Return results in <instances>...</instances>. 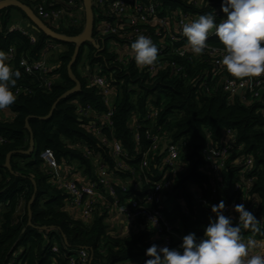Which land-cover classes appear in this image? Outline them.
<instances>
[{"label": "trees", "instance_id": "1", "mask_svg": "<svg viewBox=\"0 0 264 264\" xmlns=\"http://www.w3.org/2000/svg\"><path fill=\"white\" fill-rule=\"evenodd\" d=\"M163 1L172 11L176 7L192 11L187 0ZM23 3L32 9L30 4ZM75 3L77 6L83 5L82 0H75ZM200 4L201 9L193 13L208 14L207 4L221 11V0H200ZM64 8L68 15L74 12L71 8ZM11 9L0 11V50L14 48L15 55L9 64L21 76L13 92H21L16 94V102L5 111L12 119H3L0 115V138L3 139L0 144V264H67L68 257L78 249L89 253L90 264H145L150 259L145 256V250L156 244L157 238L143 226L134 234L109 230L106 222L108 216L101 210L102 205L98 206L90 223L80 219L77 214L71 216L67 212L68 196L53 185V173L44 167L40 157L42 152L49 150L56 164L66 171H73L75 178L86 177L95 181L97 169L91 158L84 156L82 148L85 147L92 155H100L111 174L122 181L136 180L146 189L159 178L162 156L159 152H150L148 167L141 173V157L137 155V150L143 153L150 146L144 136L145 129L158 135L162 143H179V172L171 190L166 193L173 206L165 209L164 214L178 231L181 228L183 235L191 232L197 238L203 237L210 219L215 218L211 206L221 200L225 203L232 200L231 191L241 175L236 163L238 158L253 159L250 175L255 177V181L250 197L256 204V218L264 219L262 102H245L237 95L224 92L219 77L212 81L207 79L211 68L208 58L195 56L190 50H186L183 57L166 53L165 66L152 75L141 71L135 61L121 64L117 61L119 54L108 51L104 40L96 36L95 30L93 37L98 48L90 44L82 46L71 67L72 74L80 83V91L57 102L75 85L67 70L74 46L50 40L42 33H36V41L31 43L21 34L10 32ZM82 14L78 25L68 24L55 32L78 36L85 25L84 12ZM21 17L26 19L23 14ZM210 43L224 48L218 38ZM52 46L56 50L53 62L48 61L52 84L46 89L39 75L24 74L19 63L24 55L39 59L46 50L49 53L53 51ZM176 48L186 49L181 44ZM172 64L182 69L179 75H172ZM93 70L108 78L113 97L112 127L101 129L102 138L90 128L92 122L108 111L100 92L88 87V74ZM54 104L51 116L46 118ZM87 107H90L92 115L80 117L78 110ZM148 114L150 117L145 119ZM134 121L142 126L138 145L134 138ZM228 131L235 135L234 154L222 172L217 196L210 199L209 178L203 172V151L208 146H220ZM112 138L121 143L126 154L136 158L128 163L127 171L114 167L109 144ZM30 139L34 142V152L30 155L19 154L28 150ZM10 153L11 170H8L5 163ZM144 179L148 185H145ZM196 193L207 198L208 206L204 208L195 202ZM132 195V190L126 195H121L118 190L120 201ZM32 196L34 198L29 207L31 225H28V203ZM238 226L242 237L264 238L262 232L244 228L243 223Z\"/></svg>", "mask_w": 264, "mask_h": 264}, {"label": "built area", "instance_id": "2", "mask_svg": "<svg viewBox=\"0 0 264 264\" xmlns=\"http://www.w3.org/2000/svg\"><path fill=\"white\" fill-rule=\"evenodd\" d=\"M23 1L30 4L34 14L54 32L62 26L66 27L68 24L78 25L80 23V14L83 12V5L77 6L75 0ZM90 1L93 11L95 34L99 39L104 40L105 48L108 51L119 54L117 61L121 64L126 65L134 61L131 43L140 34L150 37L159 49L157 61L152 66H138L141 71L149 75L155 73L160 67L165 66L164 58L166 53H174L178 57H183L185 51L190 50L186 38L182 35V26L184 23L190 22L200 15L192 12L201 9L200 0H187L188 4L192 7V11H185L180 9V7H176L172 11L166 1L163 0ZM207 5H209V13L216 16V23H220L222 19L226 18V14L218 11L213 5ZM64 7L71 8L74 12L68 15ZM9 31L21 34L31 43L36 41V31L25 27L21 23L12 24ZM216 38L214 33H210L207 40V48L202 54L208 58V62L211 65L207 79L212 81L216 77H219L221 80L220 85L224 92L229 95H237L240 97V100L245 102L260 101L264 104V76L243 80L231 77L221 63L223 55L225 54L224 48L213 46L210 43ZM180 44L184 45L186 49L180 50V48H176ZM51 48L55 50L53 46ZM4 51L8 53L10 57L9 61H11L15 55L14 48L8 47ZM48 53L49 50H46L43 56L37 60L28 55H24L20 58L19 63L24 74L39 75L46 89H49L52 84V79L49 77L51 65L47 60ZM170 70L174 76L182 72V69L175 64H172ZM88 77V87L96 88L103 96L104 104L108 107V111L102 116H99L98 120L92 122L90 125L91 130L97 136L101 137L102 128L112 127L113 97L107 77L100 75L96 70L89 72ZM20 92L18 90L15 94H19ZM238 92L240 93L238 94ZM147 108L149 109V105ZM5 111L6 109L0 110L1 117ZM78 114L84 118L92 115L90 107L79 109ZM156 115L155 113L154 116ZM149 117L150 115L148 114L145 119ZM141 129V124L134 121L133 132L137 145L140 141L139 131ZM144 136L150 142V146L143 153L141 150H137V155L141 157V173L148 167L149 153L159 152L160 155L163 145H166L165 152L160 155L162 159L159 165V178L149 185L147 184V180L144 179L146 182L145 185H148L146 189V186L142 188L140 182L136 180L130 182L122 181V179L111 174L109 167L103 162L100 155H92L85 147L82 148L84 156L91 158L97 169L95 181L86 177L75 178L73 171H66L56 164L49 150L42 152L40 157L43 160L44 167L53 173V185L64 191L68 196V205L71 206L75 214L83 221L90 223L98 206L110 202L108 200L109 197L113 200L109 203L113 213L122 218L128 227L138 230L139 227L143 226L157 238L156 245L160 247L166 246L170 249L178 248L182 242L181 238L184 235L181 233V229L178 231V228L168 220L164 214V210H169L173 206L171 201H168L166 193L171 190L174 179L179 172V143H162L159 136L153 135L150 129H145ZM103 142L106 145V142ZM1 143H3L2 138H0ZM109 144L115 163L114 167L122 171H127L128 163L134 162L136 158H132L126 154L121 143L116 139L112 138ZM234 144L235 135L228 131L225 140L220 146H208L203 151L205 164L203 172L209 178L208 196L210 199H214L217 196L218 190L221 188L222 172L234 152ZM236 162L241 169L240 181L235 183L231 191L233 198L228 203H225L224 213L234 219V224L240 225L243 222L239 220V214L234 211V205L243 203L247 210L252 211L254 215L256 214V205L251 201L250 197V190L254 185L255 177L250 175L254 164L251 157L238 158ZM118 190L121 192V195H126V193L132 190L133 195L124 201H120ZM140 194L142 195L141 197H139ZM195 202L204 208L208 206L207 198L201 194L196 193ZM257 220H259L257 227L262 232V235H264V219L257 218ZM242 238L245 241L249 239L256 241V247L250 248L249 256L264 255V238L256 239L248 235ZM89 256V253L84 249L75 250L68 257L67 264H87Z\"/></svg>", "mask_w": 264, "mask_h": 264}, {"label": "clouds", "instance_id": "3", "mask_svg": "<svg viewBox=\"0 0 264 264\" xmlns=\"http://www.w3.org/2000/svg\"><path fill=\"white\" fill-rule=\"evenodd\" d=\"M221 11L226 18L216 23L212 13L199 15L184 23L182 35L194 55H202L207 48L210 33L224 46L221 63L231 77L243 80L264 76V0H221ZM137 66H152L159 49L151 38L140 34L131 43ZM9 55L0 50V110L8 109L17 100L13 89L21 73L9 64ZM225 201L211 206L215 214L204 229L203 237L188 233L178 248L160 247L152 244L145 250L150 257L145 264H264V255L249 256L256 241H245L241 228L225 215ZM244 228L259 231V220L243 203L234 205ZM156 223V222H155Z\"/></svg>", "mask_w": 264, "mask_h": 264}, {"label": "water", "instance_id": "4", "mask_svg": "<svg viewBox=\"0 0 264 264\" xmlns=\"http://www.w3.org/2000/svg\"><path fill=\"white\" fill-rule=\"evenodd\" d=\"M82 3H83L82 7H83V12H84V17H85L84 30L78 36L70 37V36H66V35L59 34V33L52 31L23 2L18 1V0H0V11L5 10V9H10V8H15V9L19 10L25 16L26 20L28 21V26L32 30H34L38 33H42L43 35H45L50 40L57 41V42L64 43V44H71L74 46V53H73V56L70 60V63L68 64L67 70H68V75H69L70 79L74 82L75 85L71 90L65 92L57 100V102L60 101L61 99H65V98H67V97H69V96L80 91V83L75 79L74 75L72 74L71 67L76 62L81 47L86 45V44H90V45L98 48V45L96 44V40L93 37L94 18H93L91 1L90 0H82ZM239 93L240 92H238V94ZM55 105L56 104L53 105L51 112L48 114V116L46 118L51 116L52 111L55 108ZM34 149H35L34 142L32 139H30L28 150L27 151H21L18 153L21 155H30L34 152ZM165 150H166V145H163L161 152H160V155L163 154L165 152ZM11 155H12L11 153L8 154L7 158H6L5 167L8 170H11L10 165H9V159H10ZM33 198H34V196H32L31 200L28 203V225H31V212L29 210V207H30V204L32 203ZM108 200L110 202L113 201L112 198H109V197H108ZM164 200H165V198H164ZM90 263H91V258L89 260V264Z\"/></svg>", "mask_w": 264, "mask_h": 264}, {"label": "crops", "instance_id": "5", "mask_svg": "<svg viewBox=\"0 0 264 264\" xmlns=\"http://www.w3.org/2000/svg\"><path fill=\"white\" fill-rule=\"evenodd\" d=\"M22 25H24L25 27H29L28 26V21L24 19V23L20 22ZM30 28V27H29ZM32 30V29H31ZM34 31V30H33ZM35 33H38V32H35ZM49 53L47 54V57H48ZM55 63V62H54ZM2 118H5V119H12V117L9 116V114L7 112L4 113V115L2 116ZM237 163V162H236ZM74 176V175H73ZM74 178V177H73ZM79 178V177H78ZM110 203V202H109ZM108 203V204H109ZM104 204L102 205L100 208L101 210L106 213V215L108 216L107 219H106V222H107V226H108V229L109 230H115L117 233L121 234H130V233H136L138 230L134 229V228H131V227H128L125 222L122 220V218H120L119 216H116L114 213H113V210H112V207L111 205L109 204ZM256 205V204H255ZM70 207V209H68V211H71L73 212L71 206H68ZM181 229V228H180ZM182 233V232H181Z\"/></svg>", "mask_w": 264, "mask_h": 264}, {"label": "rangeland", "instance_id": "6", "mask_svg": "<svg viewBox=\"0 0 264 264\" xmlns=\"http://www.w3.org/2000/svg\"><path fill=\"white\" fill-rule=\"evenodd\" d=\"M24 2V1H23ZM29 6H31V5H29ZM12 11H11V15H12V24H20V22H21V20H22V22L24 23V18H22L21 16H22V13L19 11V10H17V9H15V8H13V9H11ZM81 15V18H83V14L81 13L80 14ZM26 20V19H25ZM56 54V50H53V51H51L50 53H49V55H48V57H47V60L49 61V62H53V60H54V55ZM80 69H81V67H79ZM234 154V153H233ZM60 174V173H59ZM69 206V205H68ZM68 209H70V207H67ZM73 210V209H72ZM71 216H76V215H74L75 214V212L73 211V212H71V211H67Z\"/></svg>", "mask_w": 264, "mask_h": 264}]
</instances>
